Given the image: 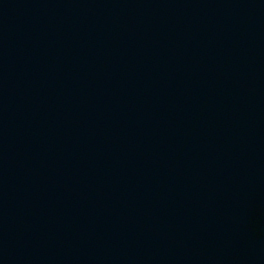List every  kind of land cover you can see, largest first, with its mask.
<instances>
[{
    "label": "water",
    "instance_id": "obj_1",
    "mask_svg": "<svg viewBox=\"0 0 264 264\" xmlns=\"http://www.w3.org/2000/svg\"><path fill=\"white\" fill-rule=\"evenodd\" d=\"M0 264H264V0H0Z\"/></svg>",
    "mask_w": 264,
    "mask_h": 264
}]
</instances>
